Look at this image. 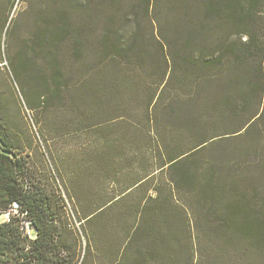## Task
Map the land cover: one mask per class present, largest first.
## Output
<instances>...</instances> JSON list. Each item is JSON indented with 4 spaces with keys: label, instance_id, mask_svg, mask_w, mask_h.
<instances>
[{
    "label": "trees",
    "instance_id": "1",
    "mask_svg": "<svg viewBox=\"0 0 264 264\" xmlns=\"http://www.w3.org/2000/svg\"><path fill=\"white\" fill-rule=\"evenodd\" d=\"M123 1L87 4L99 15L97 3L119 8ZM140 4L157 25L160 60L146 53L140 33L124 47L108 31L100 38V57L85 58L119 64L128 55L131 65L151 70L144 142L153 161L147 166L158 168L146 169L148 174L127 191L147 184L154 193L142 206L118 264H147L154 257L193 264L203 238L213 249L229 243L246 257L250 251L264 253V0ZM130 78L129 85L138 89L146 83L141 76ZM14 148L0 129V210L19 201L39 236L26 250L17 224H0V264H83L77 260L74 230L49 200L18 181V159L5 153Z\"/></svg>",
    "mask_w": 264,
    "mask_h": 264
},
{
    "label": "rangeland",
    "instance_id": "2",
    "mask_svg": "<svg viewBox=\"0 0 264 264\" xmlns=\"http://www.w3.org/2000/svg\"><path fill=\"white\" fill-rule=\"evenodd\" d=\"M96 6L99 15L87 0H0V129L15 146V155L5 153L18 159V181L49 200L74 230L79 263L118 264L154 193L147 184L127 191L146 169L158 168L147 166L153 161L144 142L151 70L131 65L128 55L119 64L85 58L100 57L107 31L124 47L140 33L146 53L159 60L161 46L140 0ZM129 73L146 83L130 86ZM124 192L130 193L108 207ZM203 239L193 264H264L263 252L246 257L229 243L213 249ZM173 261L154 257L147 264Z\"/></svg>",
    "mask_w": 264,
    "mask_h": 264
},
{
    "label": "built area",
    "instance_id": "3",
    "mask_svg": "<svg viewBox=\"0 0 264 264\" xmlns=\"http://www.w3.org/2000/svg\"><path fill=\"white\" fill-rule=\"evenodd\" d=\"M10 221L17 224L26 250H28L31 246L30 244L38 238L39 231L30 217L29 211L17 200L10 203L5 209L0 210V224ZM62 254L64 253L62 252Z\"/></svg>",
    "mask_w": 264,
    "mask_h": 264
}]
</instances>
